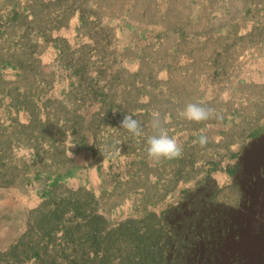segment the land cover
Masks as SVG:
<instances>
[{"label":"rangeland","instance_id":"obj_1","mask_svg":"<svg viewBox=\"0 0 264 264\" xmlns=\"http://www.w3.org/2000/svg\"><path fill=\"white\" fill-rule=\"evenodd\" d=\"M259 50L264 0H0V264H160L138 243L205 185L237 210L219 264H264ZM155 116L179 158H147Z\"/></svg>","mask_w":264,"mask_h":264},{"label":"trees","instance_id":"obj_2","mask_svg":"<svg viewBox=\"0 0 264 264\" xmlns=\"http://www.w3.org/2000/svg\"><path fill=\"white\" fill-rule=\"evenodd\" d=\"M246 179L251 178L246 176ZM212 191L213 187L205 185L195 193H189L181 204L163 214V232L159 233L156 245L151 243L152 247L142 250L140 243L137 245L142 262L149 260L155 247L160 264L223 262L227 243L232 236L239 235L237 210L216 202ZM147 229L152 232L151 227Z\"/></svg>","mask_w":264,"mask_h":264},{"label":"clouds","instance_id":"obj_3","mask_svg":"<svg viewBox=\"0 0 264 264\" xmlns=\"http://www.w3.org/2000/svg\"><path fill=\"white\" fill-rule=\"evenodd\" d=\"M213 110L197 103H188L179 113L183 119L193 122L206 121L212 116ZM151 126L157 129V133L147 138L146 156L150 160L159 161L161 159L173 160L182 155V147L177 140L167 135L163 128L162 122L158 116L152 118ZM120 128L129 133L139 136L142 132V124L132 115H124L120 122ZM200 146L207 143V137L201 136L198 140Z\"/></svg>","mask_w":264,"mask_h":264},{"label":"crops","instance_id":"obj_4","mask_svg":"<svg viewBox=\"0 0 264 264\" xmlns=\"http://www.w3.org/2000/svg\"><path fill=\"white\" fill-rule=\"evenodd\" d=\"M258 63L256 69L252 70V77L255 84L258 85L259 92L254 97V105L264 107V50L257 52Z\"/></svg>","mask_w":264,"mask_h":264},{"label":"flooded vegetation","instance_id":"obj_5","mask_svg":"<svg viewBox=\"0 0 264 264\" xmlns=\"http://www.w3.org/2000/svg\"><path fill=\"white\" fill-rule=\"evenodd\" d=\"M263 140V141H262ZM262 140H260L258 143L260 144V146L258 145H255V146H253L252 147V149L253 148H255V152H254V159L255 160H259V158H260V155H262L261 153H262V148H263V146H264V143H262V142H264V139H262ZM258 143H256V144H258ZM262 146V147H261ZM256 178L258 179V181H252V183L254 184V185H259L260 183H262V180L264 179V172L263 171H259L258 173H257V175H256Z\"/></svg>","mask_w":264,"mask_h":264}]
</instances>
